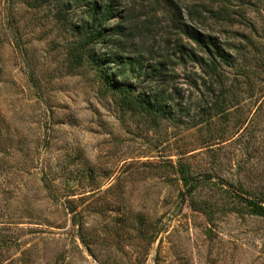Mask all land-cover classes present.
<instances>
[{"label": "rangeland", "instance_id": "374dc122", "mask_svg": "<svg viewBox=\"0 0 264 264\" xmlns=\"http://www.w3.org/2000/svg\"><path fill=\"white\" fill-rule=\"evenodd\" d=\"M44 2L0 0V264H264L242 197L264 198V0H115L87 47L84 7ZM185 24L234 54L227 119L200 114ZM139 55L167 74L141 76ZM108 76L165 94V113L126 108Z\"/></svg>", "mask_w": 264, "mask_h": 264}, {"label": "trees", "instance_id": "16d2710c", "mask_svg": "<svg viewBox=\"0 0 264 264\" xmlns=\"http://www.w3.org/2000/svg\"><path fill=\"white\" fill-rule=\"evenodd\" d=\"M89 17V21L83 25V30H79L83 35L82 47H87L91 43L99 42L106 37V23L114 19L117 15L115 0H76ZM224 5L231 0H219ZM34 7H42L45 5L44 0H34ZM226 9V8H223ZM217 10L218 14L224 13V10ZM59 15L64 13L61 9ZM61 17V16H60ZM62 19V17H61ZM117 26H121L120 24ZM184 32L192 38L203 50L202 56H197L195 61L200 65L205 74L209 78V93H211V101L208 107L200 112L203 116H207L210 123H214L215 119L221 117L229 118L231 109L238 104L233 99L238 100L237 88L235 87V79L231 80L228 67L235 63L234 54L228 51V48L220 40L219 37L205 33L202 29L187 26ZM114 29V28H112ZM190 53L196 54L195 50L184 51L180 56L181 63L190 57ZM206 57V58H205ZM120 62L119 60H114ZM125 63L131 65L132 69H136L141 76H152L158 78L165 76L163 67L156 65H148L144 68L145 61L142 55L134 57H125ZM137 67V68H136ZM150 67V68H149ZM151 73V74H149ZM166 73V74H165ZM109 86L121 96V103L128 109L142 112L152 120H156L165 113L167 107L165 104V94L153 93L148 88H137L135 84L127 80H119L117 78L107 77ZM237 80V79H236ZM232 81L231 83H229ZM140 89V90H139ZM235 103L232 105V103ZM229 120V119H228ZM186 175V174H185ZM184 175L186 184H190L189 178ZM191 186L193 184H190ZM253 212L264 216V198L256 194L255 197L242 196Z\"/></svg>", "mask_w": 264, "mask_h": 264}]
</instances>
